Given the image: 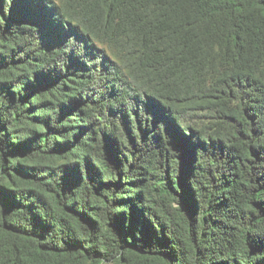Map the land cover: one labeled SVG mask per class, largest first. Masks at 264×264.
I'll list each match as a JSON object with an SVG mask.
<instances>
[{
  "label": "trees",
  "instance_id": "obj_1",
  "mask_svg": "<svg viewBox=\"0 0 264 264\" xmlns=\"http://www.w3.org/2000/svg\"><path fill=\"white\" fill-rule=\"evenodd\" d=\"M67 3L0 0V264H264V0Z\"/></svg>",
  "mask_w": 264,
  "mask_h": 264
},
{
  "label": "rangeland",
  "instance_id": "obj_2",
  "mask_svg": "<svg viewBox=\"0 0 264 264\" xmlns=\"http://www.w3.org/2000/svg\"><path fill=\"white\" fill-rule=\"evenodd\" d=\"M54 5L59 6L63 9L64 12H66L68 15L72 14V10L70 8V5L67 3V0H49ZM94 44L97 48L100 49L102 54H105L110 60L117 62V63H125L126 57H123L121 54H119L114 48H112L108 43H102L100 41H94ZM100 53L99 51L97 52Z\"/></svg>",
  "mask_w": 264,
  "mask_h": 264
}]
</instances>
